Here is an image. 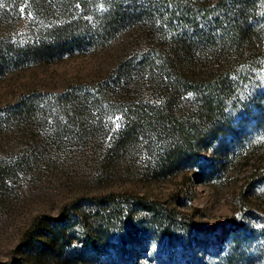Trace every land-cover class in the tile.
Returning <instances> with one entry per match:
<instances>
[{"label":"rangeland","instance_id":"obj_1","mask_svg":"<svg viewBox=\"0 0 264 264\" xmlns=\"http://www.w3.org/2000/svg\"><path fill=\"white\" fill-rule=\"evenodd\" d=\"M175 1L0 0V264H101L77 254L76 229L54 243L50 218L124 192L175 209L187 238L238 226L232 257L264 264V0H202L186 21L162 12ZM218 79L234 102L200 122ZM154 104L160 122L132 133Z\"/></svg>","mask_w":264,"mask_h":264},{"label":"trees","instance_id":"obj_2","mask_svg":"<svg viewBox=\"0 0 264 264\" xmlns=\"http://www.w3.org/2000/svg\"><path fill=\"white\" fill-rule=\"evenodd\" d=\"M201 3L202 0H177L172 5H166V10L162 9V12H166L171 20L186 21L192 19L193 15L201 14ZM178 76L181 75H176ZM178 78L180 79H176L178 81L176 85H180V81H185L184 77ZM186 81L191 86V90L201 92L196 89L198 81ZM218 81L203 95L197 92L200 122L207 117L214 105L220 106L224 100L228 103L234 102L225 93V80L218 79ZM255 103L260 105V100ZM152 108L148 116H144L143 109L141 112L134 110L132 133L160 122L166 110L165 105L154 104ZM235 112L238 118L250 113L249 118L252 122L259 121L260 115L256 111L235 109ZM167 119L176 122L171 116ZM178 124L180 141L189 142L192 136L190 129H193L196 123L182 121ZM242 135L243 133L239 131L235 132L234 141L240 142ZM180 154L184 156L185 153L181 151ZM138 210L147 212L143 213V217L145 216L143 224L134 222ZM50 221L53 226L51 234L54 243L69 241V231L76 229L80 231L79 240L82 241L77 254L89 259L100 255L103 257L101 264H154V262L155 264H246L248 260L247 256L238 255L236 258L231 255L233 248L239 245L238 226H203L199 237L187 238L184 233L188 225L182 221L175 209L164 207L157 200L125 192L91 196L87 199L86 205H81L79 201L73 202L68 206V212L50 218ZM178 230L180 234L177 233ZM164 236H167L168 252L162 254L154 249L148 252L152 241H161ZM179 240H183L186 244L177 247Z\"/></svg>","mask_w":264,"mask_h":264}]
</instances>
